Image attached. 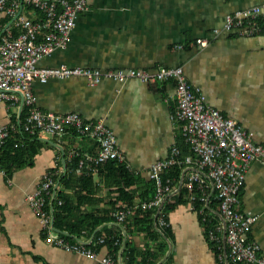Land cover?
I'll list each match as a JSON object with an SVG mask.
<instances>
[{
  "label": "crops",
  "instance_id": "obj_1",
  "mask_svg": "<svg viewBox=\"0 0 264 264\" xmlns=\"http://www.w3.org/2000/svg\"><path fill=\"white\" fill-rule=\"evenodd\" d=\"M263 2L88 0V9L79 14L68 46L44 58L39 65L149 71L182 67L190 84L201 89L210 106L235 119L253 133L256 143L264 146V30L250 34L248 30L225 27L229 15ZM7 18L0 15L1 31L8 26ZM33 90L42 111L76 112L86 120L104 122L126 154L129 170L140 177V184L126 190H138L139 196L148 195L146 183L151 166L166 159L173 144L180 142L181 136L174 133L171 119L178 102L175 80L145 83L138 79H104L94 85L86 79L71 78L46 84L35 82ZM23 107L19 103L16 108H8L0 102V122L15 124L23 144L35 140L39 144L28 164L7 170L0 162V264H102L81 252L67 251L48 242L49 235L63 237L72 244L82 242L99 255H113L122 264H239L229 254L225 223L213 192L206 203V215L213 222L211 226L220 227V231L215 230V237L199 209H192L189 201L169 208L168 200L156 211L154 225L160 233L157 238L134 225L140 210L129 217L127 224L133 234L124 236L119 248L94 241L95 233L83 232V236L76 237L60 231L54 218L57 193L73 197L74 203L79 196L86 200L79 182L81 170L77 167L71 172L70 164L75 165V153L95 154L98 142L75 130L62 137L46 132L31 134L24 128ZM103 169L92 174L95 191L80 205L73 221L83 220L87 212L103 213L118 196L117 186L104 184ZM50 172L55 173V183L45 197L50 218L45 227L28 196L40 189ZM70 173L73 180L65 187L61 180ZM177 191L178 188L174 193ZM121 205L132 203L120 201L116 208ZM239 207L255 216L249 238L260 245L264 256V164L260 161L253 162L247 171ZM165 209L167 232L158 221L159 212ZM108 230H122L125 235L123 226L116 221L107 222L106 227L101 225L96 231L105 235ZM162 245L163 250L158 252ZM153 252L154 256L146 261L148 253Z\"/></svg>",
  "mask_w": 264,
  "mask_h": 264
},
{
  "label": "built area",
  "instance_id": "obj_2",
  "mask_svg": "<svg viewBox=\"0 0 264 264\" xmlns=\"http://www.w3.org/2000/svg\"><path fill=\"white\" fill-rule=\"evenodd\" d=\"M87 9L88 0H0V15L10 19L4 31L0 30V102H5L8 108H16L22 103L26 110L24 128L31 134L46 132L62 137L75 130L81 136L95 139L98 142L95 154L80 156L75 153L74 156L80 158V173L90 175L109 161H117L130 169L115 133L104 122L86 120L76 112L42 111L33 90L34 83L46 84L51 80L71 78L86 79L94 85L104 79H138L145 83L175 80L178 102L171 119L174 133L184 138L189 154L184 155L178 143H174L170 155L156 161L149 170L150 178L156 182L154 196L147 200L137 194L132 206L121 205L112 216L125 226L131 214L137 210L157 209L163 201L178 194L182 187L192 209L197 202L207 203L213 192L225 223L231 258L239 264H264L260 245L249 238L256 218L239 209L249 167L255 161L264 164V146L256 143L253 133L242 128L235 119L225 117L210 106L201 89L190 84L182 67H159L149 71L39 65L44 58L68 46L79 14ZM225 27L228 30H248L250 34L261 32L264 30V2L229 15ZM14 130H17L15 124L0 122V148ZM178 166L183 168L179 187L174 184V179L164 178ZM54 177L55 173L50 172L40 189L28 196L31 207L45 227L50 222L45 197L55 183ZM176 187L178 191L174 193ZM199 211L210 227L211 236L215 237V230L220 231V227L211 226L205 207ZM158 218L160 226L167 225L163 211L159 212ZM47 241L67 251L81 252L102 264H122L113 255H99L82 242L72 244L63 237L51 235ZM103 242L104 237H100L98 243Z\"/></svg>",
  "mask_w": 264,
  "mask_h": 264
},
{
  "label": "trees",
  "instance_id": "obj_3",
  "mask_svg": "<svg viewBox=\"0 0 264 264\" xmlns=\"http://www.w3.org/2000/svg\"><path fill=\"white\" fill-rule=\"evenodd\" d=\"M6 23L10 21L9 18L5 19ZM263 25V23H262ZM26 111H23L22 118H24V113ZM17 127V126H16ZM18 129L16 131H12L11 135L7 139L6 144H4L0 149V162L2 163L3 167L7 170L18 168L24 164H28L32 162L34 156L37 154L39 149V144L37 141H28L25 144L22 143V139ZM29 139V138H28ZM178 145L180 146L182 152L184 155L189 154V147L185 143V140L183 137H180V142H178ZM75 165L70 164V168L73 171L77 170L78 164H79V158L76 157L74 159ZM105 169L101 171V174H104L105 181L104 184L106 186H117V192L118 196L112 201L111 208L107 209L103 213L92 212V213H85L83 216L85 217L81 221H73L72 218L78 214V211L80 210V205L86 203V201L89 199V196L92 195L93 191H95V184L92 180V174L90 175H84L82 174V177L80 178L79 182L82 184V189L85 191V196H87L86 200L83 199V197H78V202L74 203L73 197L63 193L58 192L56 199L54 201V218H55V226L63 232H68L69 234H72L76 237L83 236V232L94 234V241L98 242V239L100 237H104L105 242L104 245L110 246V248H119L122 245V241L124 239V236L128 238V234H133L131 229H129V225L126 223L125 226H123L125 230V235H122V230L113 231L108 230L106 234L102 235L99 231H96L99 226L106 227L107 222H114L115 218L112 216V213L117 210L116 205L120 201H125L127 203H133L134 197L138 194V190H126V188H129L130 186L134 184H140V177L135 176L131 173V171L126 167L124 164H118L117 161H109L105 166ZM102 167V168H103ZM101 168V169H102ZM183 175V168L181 167H175L172 170H170V173L168 175H165L164 178H172L174 179V184L179 187V184L182 180ZM73 173H70L69 175L62 178L61 182L64 184L65 187H68L72 180H73ZM176 187V188H177ZM146 188L148 191V195L143 197V199H151L155 192H156V182L155 180H150L146 183ZM186 190L184 187L181 188L178 194L175 196L169 198L167 202V206L169 208H175L176 203H183L185 201H188L186 197ZM59 201H61V204H59ZM201 207H205L206 212L209 211V208L206 206V203L204 202H197L196 208L200 209ZM168 208V209H169ZM157 209H152L148 211H141L136 215L134 225L138 226L140 230L145 231L147 234L154 235L156 238L160 236V233L158 231V228L154 225V219L156 216ZM167 209L163 210V213L165 214V218L167 221V215L166 212ZM166 212V213H165ZM211 220V219H210ZM159 221V219H158ZM167 225L164 227V232H167L168 229L166 226H168V222H166ZM211 220V224H212ZM122 226V225H121ZM102 244V243H101ZM164 246L162 245L161 248L158 249V252L162 251ZM129 253V252H128ZM155 252L148 253V255L145 257L146 261L149 258H152L154 256ZM132 257V256H131ZM116 259V257H114ZM133 258V257H132Z\"/></svg>",
  "mask_w": 264,
  "mask_h": 264
}]
</instances>
